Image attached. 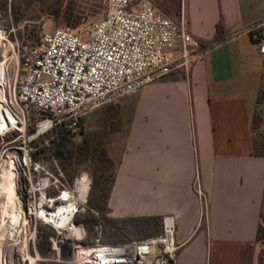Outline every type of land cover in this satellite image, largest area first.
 Here are the masks:
<instances>
[{"label": "crops", "instance_id": "obj_1", "mask_svg": "<svg viewBox=\"0 0 264 264\" xmlns=\"http://www.w3.org/2000/svg\"><path fill=\"white\" fill-rule=\"evenodd\" d=\"M166 1L157 6L175 19L184 11L203 51L188 76L173 69L119 101L108 216L174 215L178 264H259L264 157L252 127L264 54L246 28L264 18V0H179L176 11Z\"/></svg>", "mask_w": 264, "mask_h": 264}, {"label": "built area", "instance_id": "obj_2", "mask_svg": "<svg viewBox=\"0 0 264 264\" xmlns=\"http://www.w3.org/2000/svg\"><path fill=\"white\" fill-rule=\"evenodd\" d=\"M91 1L102 6L101 17L80 28L63 25L44 31L31 44L20 45L16 38L14 62L8 63L5 53L0 52V99L18 118L16 128L21 132L36 116L37 130L30 140L59 127L77 135L81 133L83 118L92 111L140 91L173 69L188 76L201 56L203 42L189 32L184 11L175 19L166 15L155 0ZM246 30L258 33V49L264 54V18ZM1 33V39L9 41L10 35L5 32L4 36L3 30ZM80 180L87 182L89 190L90 182ZM194 184L206 203L199 177ZM61 195L56 200L61 202ZM49 200L46 193L42 205L47 209ZM53 228L59 235L54 241L58 261L178 264L180 244L176 217L172 214L163 217L158 234L119 243L102 242V223L95 225V237L90 242L85 225L73 219L65 228ZM63 246L70 253L68 257ZM29 247L28 243L26 254Z\"/></svg>", "mask_w": 264, "mask_h": 264}, {"label": "rangeland", "instance_id": "obj_3", "mask_svg": "<svg viewBox=\"0 0 264 264\" xmlns=\"http://www.w3.org/2000/svg\"><path fill=\"white\" fill-rule=\"evenodd\" d=\"M179 0H169L163 4L166 9L176 11ZM158 5V0H155ZM159 6V5H158ZM173 12V11H172ZM103 15L102 6L91 0H0V36L1 30L10 35L9 41L0 37V52L5 53L7 62L15 61L17 43L20 45L31 44L36 41L44 31H51L63 25L80 28L85 23L97 19ZM174 18L175 15H168ZM16 35V36H15ZM18 42H17V39ZM264 90V84H263ZM119 101L100 107L83 118L81 133L72 135L75 146L64 160L57 159L51 154H45L40 159L32 155L40 146L49 147L51 137L56 133H48L44 137L30 140L36 133L37 118L32 117L28 121L23 132L16 127L11 128L5 134H0V168L10 159L19 162L21 166V185L25 193L24 208L28 215L26 225L19 228L16 234L2 245V254L5 264H30L27 258L24 243H29V253L33 256L40 255L41 259L36 264H69L58 261L57 251L54 249V241L59 235L51 224L45 223L39 215L36 207L47 193L49 201L48 210H53L61 203L56 197L68 191L77 195L79 191L77 182L83 178L90 182L86 202L78 201L76 215L73 221L85 223L87 241L95 237V225L91 222L92 216H96L92 205H102L103 197L108 188L116 166L120 160L123 144L118 140L114 131L121 126L119 118ZM261 118L255 122V117ZM21 128L22 125H19ZM33 132H29L30 129ZM264 131V100L258 105L253 114V130L255 134ZM39 140L37 144H33ZM51 183L48 186L47 183ZM45 186L41 188V185ZM41 188V189H40ZM40 189L42 191H38ZM101 189H104L102 192ZM46 190V193H45ZM51 193L52 195H49ZM42 194V197H41ZM41 198V199H40ZM98 212V211H97ZM99 213V212H98ZM40 226H43L44 235L50 233L47 238L39 240ZM35 244V248L34 245ZM23 246V247H22ZM260 262L264 264V240L259 241ZM41 250L46 254H42ZM66 257L69 252L63 246ZM260 264V263H259Z\"/></svg>", "mask_w": 264, "mask_h": 264}, {"label": "bare ground", "instance_id": "obj_4", "mask_svg": "<svg viewBox=\"0 0 264 264\" xmlns=\"http://www.w3.org/2000/svg\"><path fill=\"white\" fill-rule=\"evenodd\" d=\"M2 93V91H1ZM2 95H0V98ZM0 134H5L12 127L18 125L19 120L6 106L4 100L0 99ZM22 172L18 161L10 159L0 168V264H5L2 254V245L9 238L13 237L19 228L26 225L28 215L24 208L25 193L21 185ZM79 191L77 195L70 194L68 191L61 193V203L56 209L48 210L42 205L43 199L36 207L42 220L52 226L62 229L72 223L75 212L78 211V201L86 202L88 196L87 182L80 180L77 182ZM28 248V241L24 243ZM23 247V246H22ZM41 257L27 254L26 260L30 264H36Z\"/></svg>", "mask_w": 264, "mask_h": 264}, {"label": "trees", "instance_id": "obj_5", "mask_svg": "<svg viewBox=\"0 0 264 264\" xmlns=\"http://www.w3.org/2000/svg\"><path fill=\"white\" fill-rule=\"evenodd\" d=\"M222 30V27L219 26V31ZM35 42V41H34ZM264 100V90L261 89L258 98V105L261 104ZM261 118L258 116L255 117V122L260 124ZM253 130V127H252ZM34 129H30L29 132H33ZM54 137L52 136L50 140L49 147L40 146L36 149L35 152L32 153L35 159L42 158L45 154H51L53 157L64 160L67 158L68 154L72 151L75 146V141L73 136L68 132L65 128L59 127L56 130L52 131ZM49 136L51 134H48ZM253 136V146L254 153L258 156L264 157V131L258 134H254ZM39 140L33 142V144H37ZM115 180V172L112 176L110 183L108 184V188L103 197L102 205L94 204L91 207L96 209L99 214L96 216H92L91 222L93 225H97L102 223V242L104 243H119L132 239H143L150 236H154L158 234L162 230V220L161 216H138V217H123V218H113L108 216V198ZM104 189H101L102 192ZM49 195H52L49 193ZM77 222L79 224L85 225L83 221H79L77 217ZM39 231V240L45 239L48 237V234L44 235L42 233L43 226H40ZM257 240H264V197L262 204V212H261V223L258 228ZM41 253L46 254L45 251L41 250ZM264 256V251L261 253V259ZM259 263L263 264L260 262Z\"/></svg>", "mask_w": 264, "mask_h": 264}]
</instances>
